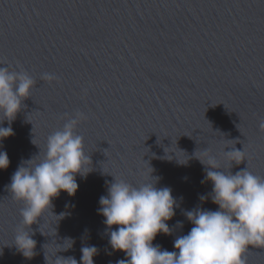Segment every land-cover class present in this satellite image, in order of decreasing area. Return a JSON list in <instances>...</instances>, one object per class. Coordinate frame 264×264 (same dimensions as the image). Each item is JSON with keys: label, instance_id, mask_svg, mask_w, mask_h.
<instances>
[{"label": "water", "instance_id": "95a60500", "mask_svg": "<svg viewBox=\"0 0 264 264\" xmlns=\"http://www.w3.org/2000/svg\"><path fill=\"white\" fill-rule=\"evenodd\" d=\"M0 63L36 80L14 135L0 141L10 160L0 169V264H80L81 248L93 245L94 264L126 259L97 211L114 177L139 185L153 169L156 187L171 189L172 233L153 241L168 251L193 226L186 211L218 208L194 153L204 159L208 149L224 171L264 178V0H0ZM76 111L87 116L75 131L91 171L26 229L37 242L26 258L15 245L24 203L6 186L22 162L43 158L47 137ZM233 147L246 160L231 164L224 151ZM244 258L264 264V248L249 246Z\"/></svg>", "mask_w": 264, "mask_h": 264}, {"label": "clouds", "instance_id": "9594fccd", "mask_svg": "<svg viewBox=\"0 0 264 264\" xmlns=\"http://www.w3.org/2000/svg\"><path fill=\"white\" fill-rule=\"evenodd\" d=\"M41 79L51 82L58 77L43 73ZM35 85L36 80L25 69L9 70L0 63V114L4 117L0 119V141L14 135L11 122ZM5 119L7 127L2 126ZM86 119L81 111L69 116L61 130L47 137L43 158L37 162L35 156L22 162L6 186L14 199L24 203L20 215L25 227L17 232L15 245L26 258L36 254L37 243L26 229L51 211L52 200L61 191L75 195L79 187L76 175L85 176L91 171L85 170L90 157L84 151V138L75 131ZM259 127L264 130V119ZM224 153L231 164L246 160L244 150L235 147ZM194 156L205 165L206 175L201 182H212L210 199L218 208L186 211L185 216L193 226L174 240V251L153 244L157 234L172 233L167 221L175 215L176 205L170 188L156 187L159 178L151 175L154 170L151 168V179L139 185L115 177L109 184L107 195L99 199L101 207L97 211L105 217L103 223L109 232L111 248L123 251L126 256L117 264H246L244 254L249 246L264 248V178L254 175L247 167L235 173L230 169L224 171L208 149L203 152L204 159L195 153ZM9 164L7 152L0 151V169H7ZM206 199L200 197L202 201ZM177 223L182 225L180 221ZM81 252L80 264H94L96 246H84ZM56 261L78 264L73 257H58Z\"/></svg>", "mask_w": 264, "mask_h": 264}]
</instances>
